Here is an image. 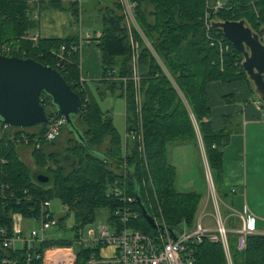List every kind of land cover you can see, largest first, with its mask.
Returning a JSON list of instances; mask_svg holds the SVG:
<instances>
[{"label": "trees", "instance_id": "obj_1", "mask_svg": "<svg viewBox=\"0 0 264 264\" xmlns=\"http://www.w3.org/2000/svg\"><path fill=\"white\" fill-rule=\"evenodd\" d=\"M41 1L54 9L70 11L78 22L79 0H68L66 5L62 0H38ZM127 1L135 23L127 18L122 1L115 0L113 7L106 6L99 12H103L95 20L99 30L95 26L92 30L94 35L99 31L101 75L96 84L105 86L96 90L103 96L118 89L125 99L126 136L122 145L111 115L92 99L88 85L80 84L78 33L64 38L38 36L33 41L31 37L38 31L39 21L32 16L34 5L30 0H0V43L19 45V52L13 56L33 58L56 69L82 100L75 118L82 140L77 139L66 148L64 160H68V168L56 157L58 151L44 147L54 141L43 138L46 125L14 127L4 126L0 121V264H42V259L33 254L50 247H72L71 241L47 238L30 247L27 244L4 247L1 243V237L14 236V214L23 219H38L40 202L49 200L55 192L74 213L75 241L80 240L83 225L95 220L96 210L101 206L109 207L110 223L115 208L128 206L136 216H130L126 226L147 234L161 232L145 220L140 204L175 234L183 227L190 229L196 220L201 194L176 189V167L167 157L169 142H191L201 153V141L217 193L223 148L231 134L241 130L242 120L240 110L232 111L223 115L221 128H214L209 89L215 83L243 85L252 93L254 86L241 65L243 56L226 38L223 39L230 45L227 50L220 51L217 43L210 44L213 37L223 34L219 28L212 27L208 33L205 30L204 0ZM214 17L244 19L253 31L259 32L264 29V0H229V8ZM61 46H64L62 60L57 57ZM233 95L225 93L221 99L234 103ZM39 98L49 117L58 115L49 95L42 91ZM46 106L51 112L46 111ZM18 144L33 145L31 155L35 164L46 166L42 172L48 177L46 182L32 178L29 166L16 150ZM47 159H53L55 165L47 166ZM230 217L226 223H230ZM64 218H58L59 227ZM236 243L228 238L233 264H264V233L247 235L242 250ZM101 246L81 242L74 250L73 264L99 259ZM61 252L70 251L58 249L48 254ZM194 255L199 264H226L221 243L207 237L195 245Z\"/></svg>", "mask_w": 264, "mask_h": 264}, {"label": "crops", "instance_id": "obj_2", "mask_svg": "<svg viewBox=\"0 0 264 264\" xmlns=\"http://www.w3.org/2000/svg\"><path fill=\"white\" fill-rule=\"evenodd\" d=\"M30 2L34 5L32 16H36L39 21V29L36 32L38 36L64 38L76 33L72 29L75 21L70 12L54 9L45 1L30 0ZM91 24L94 27L93 21H91ZM91 24L88 25L91 26ZM85 29V36L78 33V49L80 55L85 57L81 67L82 73L80 70V78L87 83L86 80L97 81L100 79V54L97 47L99 33L96 32L94 35L92 28ZM243 87V85L237 86V90L233 91L234 94L236 92L233 95L234 103H227L221 99V95L225 94L226 91L224 84L215 83L209 89V93L212 90L210 102L214 128H221L223 115L232 111L240 110L243 120L242 130L231 134L228 144L223 148L221 182L217 185V189H220L223 197L229 196V203L224 202V198L223 200L219 198L222 209L226 213L225 217H233L232 213H241L244 208H247L255 217L256 232L264 233V108L258 109L252 102L253 98L248 100L251 93ZM226 93L231 92L226 91ZM195 149L197 148L195 147ZM190 182L191 186H194L192 179H190ZM232 189H235V194H232ZM229 192H231L230 195H228ZM206 205H210L214 209L213 201L207 197L201 209H204ZM205 213L207 214L206 211ZM15 217L20 226L23 218L20 214H14V220ZM206 227L210 228L209 226ZM19 229L23 231L24 228L19 227ZM81 241L83 240L81 239ZM13 243L11 245L14 247ZM20 243L21 246L24 245L22 241ZM76 245L77 247L74 250H77L81 243L76 240ZM63 254L65 256L71 255L70 252ZM98 254L99 259L88 264H103L104 262L111 264L115 255V248L110 245L101 246ZM67 257L71 258V256Z\"/></svg>", "mask_w": 264, "mask_h": 264}, {"label": "rangeland", "instance_id": "obj_3", "mask_svg": "<svg viewBox=\"0 0 264 264\" xmlns=\"http://www.w3.org/2000/svg\"><path fill=\"white\" fill-rule=\"evenodd\" d=\"M99 1V5H95V2ZM115 0H80V7H81V13L80 17L78 19V22H76L72 25V29L75 30L76 33L82 34V36H85V28H92L91 30L94 29L93 24H91V21L95 23V27L98 29V23L97 21L95 22L96 19L99 18L101 14H99L100 11H103V8L105 10V7H113ZM68 0H62V3L66 5ZM229 5V4H228ZM101 10H99V8ZM229 8V6H228ZM151 7H148V10H150ZM227 10V9H225ZM68 11V10H67ZM70 12V11H68ZM201 18V17H200ZM214 20H219L217 18H213ZM88 23L91 24L88 25ZM246 23V21H245ZM247 24V23H246ZM248 25V24H247ZM83 32V33H82ZM99 33V31H98ZM17 39H14L15 43ZM1 45H7L8 47L11 48V53L12 55L15 53L14 51L19 52V45H13V43H0ZM0 52L1 49H0ZM17 55V54H16ZM100 56V55H99ZM84 55H80V70L82 73V63L84 60ZM135 63V58H134V63ZM135 67V66H134ZM100 75H101V68H100ZM84 82V81H83ZM86 84L88 85V88L90 90L92 99L95 100V102L98 104V106L104 111L107 112L111 115L112 118V123L117 131V133L121 137V144L124 145V139L126 136V118H125V99L120 95V92L118 89L115 91L111 92L108 91L107 94L101 96L98 91L96 90V87H100V89H103L105 86L103 84H96L97 81H92V80H86ZM237 87L235 85H225V90L227 92L234 93L233 91H236ZM254 89V88H253ZM223 90V89H222ZM224 91V90H223ZM226 91L224 93H226ZM236 94V92H235ZM234 94V95H235ZM238 96V95H236ZM210 97L212 98V90L210 91ZM252 99V102L254 105L258 108H264V102L260 99L259 95L253 90V92L250 94L248 97V100ZM258 102V103H257ZM257 105H260L258 107ZM212 106V105H211ZM46 111L51 112V109L46 106ZM213 117V114H212ZM242 120V117H241ZM75 125L80 129L78 122L75 121ZM243 128V120H242V126L241 130ZM71 128L64 123L63 126L60 128V132L57 135V137L54 139L53 142H48L44 145V147L47 150H52L53 151H58V160H60L61 163H63L67 168H68V160H64V157L67 154L66 148H69L73 145L72 142L77 140V137L75 134H73L71 131ZM240 130V131H241ZM72 139V141H70ZM29 141V139H28ZM24 143H27V140L24 141ZM250 143V139H249ZM200 144V143H199ZM33 145H26V144H18L16 146V150L20 156V158L29 166L31 170V176L33 179H37V174L45 172L46 171V166L43 167H38L37 164H35L34 159L31 155V149ZM200 152H197V149H195V146L191 142H169L167 144V157L168 161L172 163L176 167V179H175V187L178 191L181 192H187L190 190H197L201 194V200L199 203V208L197 210L196 214V220H201V222L205 226H209L211 229L209 230L211 233L214 232L215 228V222L213 215L216 214V209H213L210 207V205H206L204 209H201L202 206L205 203L206 197L210 200L213 201L211 195L209 196V188H208V182H207V169L205 166V161H204V151L203 147L200 144ZM23 151V152H22ZM67 156H72V155H67ZM73 157V156H72ZM69 157L68 159H70ZM55 162L53 159H47V166H54ZM45 174V173H42ZM213 178V175H212ZM190 179L193 180L194 186H191ZM214 180V178H213ZM48 185H51L49 183ZM193 185V184H192ZM216 192V191H215ZM220 193L221 195V200L223 198L224 202L229 203V196L226 198L223 197V195L220 192V189H217V193ZM216 193V194H217ZM231 192L228 193L230 195ZM236 193V191H235ZM232 193V194H235ZM217 197V195H216ZM219 198V197H218ZM214 202V201H213ZM208 204V202H207ZM215 204V203H214ZM50 212L53 214L54 217L60 218L65 216V218L62 220L61 227L54 226L49 229H46L44 231V237L47 239H55V240H65V241H71L72 242V248L75 249L77 247L76 241H75V226L76 222L74 219V213L68 209L67 204H65L62 199L57 195L55 192L53 196L49 198V206H48ZM218 209H219V214L220 216L225 220V226L227 228V238H229L230 242H236L237 241V227L240 225V221L237 218V213H232L233 217H230L231 219L229 220L230 223H226L228 221L227 217H225L226 213L223 211L221 202L218 199ZM207 212V214L205 213ZM204 213V215H202ZM110 215V209L109 207L106 206H101L98 207L96 210V217L95 220L89 223H86L82 227V235L80 238H83L84 240L81 241L78 240L80 243L82 242L83 245H90L94 246L93 241L87 240V234L89 231L94 230L96 236H99L98 233V228L107 226L108 225V217ZM202 215V216H201ZM200 217V218H199ZM196 222V221H194ZM23 227V237L26 238L27 245L31 246L34 243H36L35 240L31 239L30 231L31 229H36L40 230V220L39 219H23L22 224L19 226L18 220L13 219V228H19ZM191 229V228H190ZM162 233V232H161ZM14 247H20L21 243L20 241H15L13 243ZM12 246V245H11ZM13 247V246H12ZM63 253V252H61ZM50 254H60V253H50ZM102 262H104L102 260ZM103 264H108L104 262Z\"/></svg>", "mask_w": 264, "mask_h": 264}, {"label": "built area", "instance_id": "obj_4", "mask_svg": "<svg viewBox=\"0 0 264 264\" xmlns=\"http://www.w3.org/2000/svg\"><path fill=\"white\" fill-rule=\"evenodd\" d=\"M125 6V12L127 18L134 22L133 15L131 12V5L127 0H121ZM80 2V0H79ZM229 0H204V11L202 15L203 25L205 30L208 31L213 27L212 22L214 21L213 15L219 11L228 9ZM135 23V22H134ZM208 38H211L209 36ZM38 35L35 33L31 39L35 41ZM223 37L215 36L211 39L210 44L217 43L220 47V51L227 50L230 48ZM227 39V38H226ZM228 40V39H227ZM229 41V40H228ZM1 54L12 55L11 48L7 45H1ZM75 49V47H73ZM17 53V51H14ZM57 57L62 60L64 58V46L60 47ZM137 80L138 77L135 76ZM82 80L80 78V84L82 86ZM258 103V102H257ZM260 107V105H257ZM65 123V120L60 115H52L46 124L43 138L47 141L54 140L60 132L61 126ZM7 126V124H4ZM26 140V138H24ZM204 161L207 169V182L209 188V196L213 199L214 209L216 214L213 215L215 228L214 232L211 233V228L206 227L201 220H195L191 229L183 227L178 233L177 237L173 239L168 232L160 233L158 235H152L144 233L140 230L133 229L126 226V222L130 216L135 217L136 213H133L128 206L122 208H115L112 212L114 219L113 222H108L107 226L98 228L99 236L97 237L94 230L88 232L87 240L98 243L102 246L110 245L115 248V255L112 258L111 263L113 264H199L195 258V245L202 241L203 238L207 237L210 241H219L222 245L226 264H233L227 238V228L225 226V220L220 216L218 209V196L216 197V189L212 173L206 162L205 155ZM114 193L119 192L114 188ZM124 200L131 201V198H124ZM215 203V204H214ZM49 200H42L39 205V220L40 230L31 229V239L35 241H41L44 237V231L51 227L58 225V218L54 217L50 212ZM237 218L240 221L239 227H237V243L236 246L239 250H242L246 245V237L249 234L257 233L255 217L249 212L247 208L241 213H237ZM2 231V230H1ZM21 229L13 228L14 236L8 238L6 236L1 237V243L4 247L11 246L12 242L22 241L27 244L26 238L23 237ZM82 235V229L79 231V236ZM84 240L83 238H80ZM28 246V245H27ZM30 247V246H29ZM64 249L70 251L71 264L74 263L75 253L72 247H50L45 249L42 253L33 254L36 258L42 259V264H56L54 260L47 259L48 253L51 250ZM28 259L31 258V254H28ZM95 259H90L88 263L94 262ZM7 262V260H3Z\"/></svg>", "mask_w": 264, "mask_h": 264}, {"label": "water", "instance_id": "obj_5", "mask_svg": "<svg viewBox=\"0 0 264 264\" xmlns=\"http://www.w3.org/2000/svg\"><path fill=\"white\" fill-rule=\"evenodd\" d=\"M212 26L219 28L242 54V68L252 82L254 91L264 102V29L253 31L244 19L214 20ZM42 91L49 95L56 113L64 118L70 131L79 141L82 140L80 130L75 125L82 100L61 73L33 58L0 53V121L14 127L46 125L49 116L40 103L39 95ZM37 180L46 182L48 177L38 174ZM140 209L153 229L162 233L167 231L173 239L177 237L172 229L157 222L142 204Z\"/></svg>", "mask_w": 264, "mask_h": 264}, {"label": "bare ground", "instance_id": "obj_6", "mask_svg": "<svg viewBox=\"0 0 264 264\" xmlns=\"http://www.w3.org/2000/svg\"><path fill=\"white\" fill-rule=\"evenodd\" d=\"M47 257L57 262L56 264H71L70 257L65 256L63 253L60 254H48Z\"/></svg>", "mask_w": 264, "mask_h": 264}]
</instances>
